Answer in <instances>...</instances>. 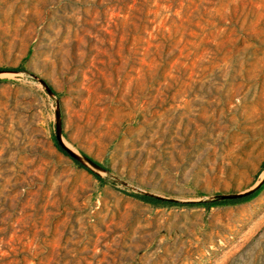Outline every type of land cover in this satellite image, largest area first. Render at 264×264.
I'll list each match as a JSON object with an SVG mask.
<instances>
[{"label": "rangeland", "instance_id": "rangeland-1", "mask_svg": "<svg viewBox=\"0 0 264 264\" xmlns=\"http://www.w3.org/2000/svg\"><path fill=\"white\" fill-rule=\"evenodd\" d=\"M0 264H264V0H0Z\"/></svg>", "mask_w": 264, "mask_h": 264}, {"label": "trees", "instance_id": "trees-1", "mask_svg": "<svg viewBox=\"0 0 264 264\" xmlns=\"http://www.w3.org/2000/svg\"><path fill=\"white\" fill-rule=\"evenodd\" d=\"M57 145L58 147L65 153L67 154H70L69 151L60 143L59 139L57 141ZM76 162L81 165V166H84L83 163L79 160L76 159ZM103 182H107V179L106 178H100ZM259 190H254L253 192H250V193H247V194H244V195H241V196H238V197H234V198H230L228 199L229 201H234V202H241V201H244L248 198H251L253 197L254 195L257 194ZM138 197L146 200V201H149L151 203H156V204H183V205H195L197 203H200V202H194V201H188V202H180V201H177V200H174V199H166V198H162V197H154V196H150V195H147V194H137Z\"/></svg>", "mask_w": 264, "mask_h": 264}, {"label": "water", "instance_id": "water-1", "mask_svg": "<svg viewBox=\"0 0 264 264\" xmlns=\"http://www.w3.org/2000/svg\"><path fill=\"white\" fill-rule=\"evenodd\" d=\"M60 143L68 150V148L62 143V141L59 139ZM69 151V150H68ZM70 153V151H69ZM241 195H244V194H240V195H235V196H226L227 198H234V197H238V196H241Z\"/></svg>", "mask_w": 264, "mask_h": 264}]
</instances>
